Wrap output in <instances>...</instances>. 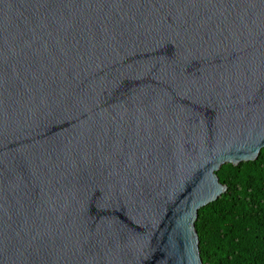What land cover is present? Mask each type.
<instances>
[{"label": "water", "instance_id": "obj_1", "mask_svg": "<svg viewBox=\"0 0 264 264\" xmlns=\"http://www.w3.org/2000/svg\"><path fill=\"white\" fill-rule=\"evenodd\" d=\"M263 146L264 0H0V264H202Z\"/></svg>", "mask_w": 264, "mask_h": 264}, {"label": "trees", "instance_id": "obj_2", "mask_svg": "<svg viewBox=\"0 0 264 264\" xmlns=\"http://www.w3.org/2000/svg\"><path fill=\"white\" fill-rule=\"evenodd\" d=\"M215 175L225 189L194 221L202 264H264V146L255 159L224 163Z\"/></svg>", "mask_w": 264, "mask_h": 264}]
</instances>
